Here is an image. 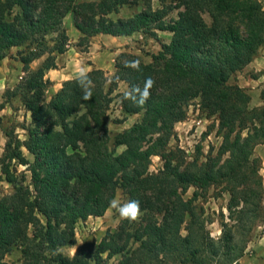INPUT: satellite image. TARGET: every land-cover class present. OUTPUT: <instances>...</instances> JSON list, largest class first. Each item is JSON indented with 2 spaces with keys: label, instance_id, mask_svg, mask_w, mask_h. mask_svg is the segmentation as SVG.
Segmentation results:
<instances>
[{
  "label": "trees",
  "instance_id": "1",
  "mask_svg": "<svg viewBox=\"0 0 264 264\" xmlns=\"http://www.w3.org/2000/svg\"><path fill=\"white\" fill-rule=\"evenodd\" d=\"M174 1V6L153 8L151 0H0V61L9 48L32 45L19 56L24 75L11 91L30 113L23 127L27 138L4 130L0 157V171L13 187L0 197V264H8L4 256L16 244L21 259L11 264H239L252 229L264 218L261 159L254 152L264 141V103L251 106L246 89L229 80L264 45V0ZM123 6L138 10L110 17ZM172 8L178 9L176 17H168ZM69 12L81 50L100 33L157 38L161 30L171 37L150 62L120 52L110 79L92 69L64 80L46 100L51 81L45 75L57 67L53 53L66 49L63 18ZM134 61L138 68L130 66ZM149 79L153 84L145 103L126 97L138 100L135 90H143ZM119 81L127 85L118 93L122 111L141 118L109 145L107 111ZM260 98L264 102V88ZM194 100L213 118L220 143L203 161L185 163L180 149L168 143ZM120 145L125 148L116 153ZM153 155L162 160L157 172L149 171ZM15 164L30 172L32 190ZM212 185L229 195L217 238L194 203L198 192L203 195ZM190 186L195 189L187 198ZM118 188L127 204L139 203L137 225L122 219L97 244L83 243L72 257L63 255L59 249L74 243L75 224L102 216Z\"/></svg>",
  "mask_w": 264,
  "mask_h": 264
},
{
  "label": "rangeland",
  "instance_id": "2",
  "mask_svg": "<svg viewBox=\"0 0 264 264\" xmlns=\"http://www.w3.org/2000/svg\"><path fill=\"white\" fill-rule=\"evenodd\" d=\"M152 7L158 8L162 6H174V0H151ZM264 7V4H263ZM138 10V7H128L124 6L120 9L118 14H112L110 17H126L131 15ZM178 9L172 8L168 14V17H176ZM66 18H63V26L65 31L69 28V24L72 20L71 12ZM204 19L207 23L210 22V17L207 13L203 14ZM65 21V23H64ZM67 33V31H66ZM159 33V34H157ZM157 38L150 37L148 35H143L142 33H134L131 37L127 38V43L125 44V50L122 52H127L134 54L138 57L141 62L148 63L151 61V55L157 53L161 49V43H168L171 34L168 32H157ZM48 37H51L48 36ZM69 39V38H68ZM32 49V45L24 44L18 47H11L6 51V56L0 61V65L3 64L11 65L12 67L17 65V69H11L7 77L0 78V82L4 83V86L0 88V157L3 152V147L6 141L4 135V130H13L14 134L21 140L27 138L26 132L23 129L30 122V113L27 111L19 96L12 95L11 91L14 86L18 83L21 77L24 75L22 71V63L19 56L22 52H26ZM55 61L59 53L54 52ZM46 54L42 55L38 59H35L29 64L30 69L37 68ZM116 58V57H115ZM59 63L57 67L60 66L62 58H59ZM115 63V61H114ZM2 69L4 67H1ZM0 68V69H1ZM115 72V68H114ZM114 74V73H113ZM113 74L107 75L110 79ZM20 75V76H19ZM19 76V77H18ZM237 72L230 77V83H236ZM63 82V81H62ZM61 87V86H60ZM246 89V88H245ZM126 92L127 86L125 82H118L116 89L112 92L113 100L109 104L107 111V130L109 135V145H112L114 135L124 129L129 128L134 122H137L141 118V114H126L122 111L120 106V99L118 93ZM56 91L52 90L51 84L45 90V99L49 100L50 97ZM250 105L253 102L250 100ZM255 106V105H254ZM187 114L185 119L178 121L173 127V136L170 138L168 143V148L170 149H180L181 154L184 158L185 163L192 161L197 158L198 161H203L205 156L211 151L213 154L216 152L220 137L215 132V127H213V118L207 117L206 114L199 108L197 100L190 102L186 108ZM125 148L124 145H120L116 148V153H120ZM25 156L28 159H32V156L22 147ZM162 166V160L159 156H151L149 171L157 172ZM17 171L18 177L22 179L23 184L28 186L32 190V185L30 182V172L26 169L25 165H14ZM194 187L190 186L187 188L184 196L192 197ZM13 192L12 184L5 180L3 174L0 171V197L4 195H9ZM197 198L194 203L198 208L203 209L204 216L207 217L209 224L207 227L210 231L211 236L217 238L221 234L220 220L221 216L227 215L226 204L228 201V193L222 192L219 186H210L205 194L198 192ZM113 200L118 201L120 206L127 204V195L121 188H118L115 192ZM112 200V201H113ZM140 216V213H139ZM122 220L117 208L109 207L106 209L102 216H89L84 220H79L75 224V236L74 243L72 245L63 246L59 250L63 255L72 257L79 246L83 243L91 242L97 244L101 237L106 233V231H114L120 221ZM227 220V219H226ZM137 221H133L132 227L137 225ZM264 224V218L257 222L255 227L252 229L248 242L253 238V236L260 235L264 228L260 227ZM248 242L246 244L244 253L248 247ZM21 259L20 246L18 244L14 245L11 250L4 256V261L8 264L16 263ZM112 262L114 259L111 260ZM90 264H93L91 261Z\"/></svg>",
  "mask_w": 264,
  "mask_h": 264
},
{
  "label": "crops",
  "instance_id": "3",
  "mask_svg": "<svg viewBox=\"0 0 264 264\" xmlns=\"http://www.w3.org/2000/svg\"><path fill=\"white\" fill-rule=\"evenodd\" d=\"M68 15L67 13L64 18ZM66 31L69 38L66 49L56 58V64L59 63V58H62V62L60 66L55 69H49L45 75L51 81V87L54 91L60 88L62 81L79 76L81 68L85 70V73L92 69H101L106 75L113 74L115 57L125 50L127 38L134 34L129 36H112L102 33L96 34L90 38L87 49L81 50V48L77 46L80 32L74 27L72 20ZM157 32L168 31L157 30L156 33ZM168 33L171 34L170 32ZM1 67L4 68L2 69ZM0 68V78L2 79V77H7L11 69L16 70L17 65L16 67H12L10 64L6 66L1 64ZM235 82L239 86L246 88L253 102L252 106L262 105L264 103L260 98V91L264 88V45L258 49L252 61L237 72ZM3 86L4 83L0 82V88ZM254 152L261 159L260 173L264 187V141L255 147ZM260 227L264 228V224ZM239 264H264V230L260 235H254L248 242L246 252L239 258Z\"/></svg>",
  "mask_w": 264,
  "mask_h": 264
},
{
  "label": "clouds",
  "instance_id": "4",
  "mask_svg": "<svg viewBox=\"0 0 264 264\" xmlns=\"http://www.w3.org/2000/svg\"><path fill=\"white\" fill-rule=\"evenodd\" d=\"M139 61L130 62V66L133 68H138ZM79 75H85V70L80 69ZM152 80L149 79L145 82L143 90L136 89L135 92L138 93L139 99L137 100L136 95L126 93V97L132 99L138 104L142 105L145 103L150 95L149 89L152 87ZM91 97V92L88 91L84 95V99H89ZM110 206L117 208L122 219H127L129 222L137 221L139 218V203L137 201L130 202L124 206H120L118 201L113 200L110 202Z\"/></svg>",
  "mask_w": 264,
  "mask_h": 264
}]
</instances>
